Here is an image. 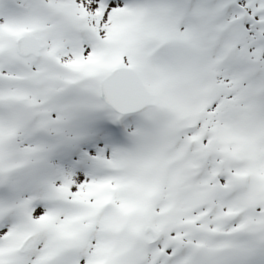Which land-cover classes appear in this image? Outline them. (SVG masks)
Here are the masks:
<instances>
[{"label":"snow or ice","instance_id":"snow-or-ice-1","mask_svg":"<svg viewBox=\"0 0 264 264\" xmlns=\"http://www.w3.org/2000/svg\"><path fill=\"white\" fill-rule=\"evenodd\" d=\"M0 264H264V0H0Z\"/></svg>","mask_w":264,"mask_h":264}]
</instances>
